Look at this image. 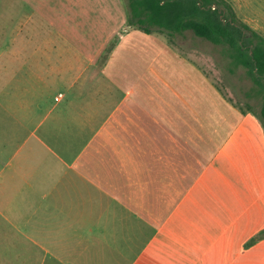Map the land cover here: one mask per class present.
I'll return each mask as SVG.
<instances>
[{"label":"crops","instance_id":"1","mask_svg":"<svg viewBox=\"0 0 264 264\" xmlns=\"http://www.w3.org/2000/svg\"><path fill=\"white\" fill-rule=\"evenodd\" d=\"M225 1L264 37V0ZM186 35L0 0V264H247L264 126Z\"/></svg>","mask_w":264,"mask_h":264},{"label":"trees","instance_id":"2","mask_svg":"<svg viewBox=\"0 0 264 264\" xmlns=\"http://www.w3.org/2000/svg\"><path fill=\"white\" fill-rule=\"evenodd\" d=\"M127 24L169 36L191 31L221 46L231 64L245 68L264 93V37L238 19L225 0H126ZM260 117L264 123V94Z\"/></svg>","mask_w":264,"mask_h":264},{"label":"rangeland","instance_id":"3","mask_svg":"<svg viewBox=\"0 0 264 264\" xmlns=\"http://www.w3.org/2000/svg\"><path fill=\"white\" fill-rule=\"evenodd\" d=\"M124 1L126 3V0ZM4 32L13 36L11 31ZM183 35L192 36L193 41L190 42L187 38L185 42H177L178 47L184 51L191 47L193 49L196 47L199 53L207 58L209 65L215 68L217 72L216 78L217 80L219 79L218 83L229 100L240 108L260 113L264 93H261L260 87H257L247 76L245 68L240 65H232L228 55L221 46L213 45L202 38H196L191 31H185ZM257 118L261 120L264 126L260 115H257ZM246 249L247 264H264V227L248 238Z\"/></svg>","mask_w":264,"mask_h":264},{"label":"built area","instance_id":"4","mask_svg":"<svg viewBox=\"0 0 264 264\" xmlns=\"http://www.w3.org/2000/svg\"><path fill=\"white\" fill-rule=\"evenodd\" d=\"M58 97H61V94H59V96Z\"/></svg>","mask_w":264,"mask_h":264}]
</instances>
